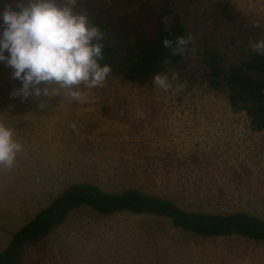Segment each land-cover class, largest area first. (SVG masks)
<instances>
[{
	"label": "rangeland",
	"instance_id": "obj_1",
	"mask_svg": "<svg viewBox=\"0 0 264 264\" xmlns=\"http://www.w3.org/2000/svg\"><path fill=\"white\" fill-rule=\"evenodd\" d=\"M161 9L175 10L193 38L182 67L163 74L167 90L111 73L81 101L59 85L50 88L54 96L23 98L12 95L22 83L0 61V120L23 149L12 168L0 167V251L77 182L137 188L185 211L246 212L264 221V129L252 131L226 92L207 83L199 55L214 51L224 70L245 59L250 44L264 38V0H77L75 11L106 22L112 34L128 32L125 46L151 29ZM19 264H264V241L201 238L166 218L81 207L27 246Z\"/></svg>",
	"mask_w": 264,
	"mask_h": 264
},
{
	"label": "trees",
	"instance_id": "obj_2",
	"mask_svg": "<svg viewBox=\"0 0 264 264\" xmlns=\"http://www.w3.org/2000/svg\"><path fill=\"white\" fill-rule=\"evenodd\" d=\"M5 2L15 4V0ZM89 20L105 34L104 58L100 63L108 64L112 68L111 73L136 84H144L153 80L157 74L163 75L182 67L191 45L189 43L176 55L163 46L164 39L175 41L177 37L189 36L175 10L158 11L151 29L142 31L125 46H122L123 39L129 35L128 32L112 34L106 22L92 18ZM120 36H123L121 44ZM199 55L208 72L207 83L215 90L226 92L229 106L245 113L252 131L263 130L264 55L251 50L245 59L228 70L220 65L221 61L214 51L201 49ZM81 207L102 216L128 212L166 218L174 228L201 238L234 235L247 240L264 241V221L246 212L225 215L185 211L170 199L137 188L115 192L90 182H77L69 185L12 236L8 246L0 251V264H19L27 246L46 238L53 228L65 222L70 212Z\"/></svg>",
	"mask_w": 264,
	"mask_h": 264
},
{
	"label": "clouds",
	"instance_id": "obj_3",
	"mask_svg": "<svg viewBox=\"0 0 264 264\" xmlns=\"http://www.w3.org/2000/svg\"><path fill=\"white\" fill-rule=\"evenodd\" d=\"M0 5V61L6 62L13 78L22 83L13 96L51 97L57 93L50 88L59 85L72 100L81 101L92 89L104 86L112 72L108 64L100 63L105 34L87 14L75 11L77 0H15L14 5L0 0ZM254 26L261 24L257 21ZM192 39L191 35L181 36L162 43L176 55ZM250 47L264 55V38ZM171 79H178V73L172 72ZM153 83L164 90L171 86L168 75H155ZM40 107H44L43 101ZM71 127L75 129L76 124ZM22 150L12 127L0 120V167L12 168Z\"/></svg>",
	"mask_w": 264,
	"mask_h": 264
}]
</instances>
